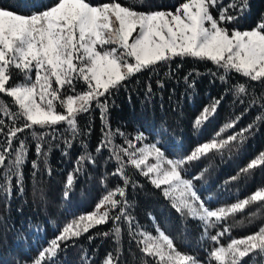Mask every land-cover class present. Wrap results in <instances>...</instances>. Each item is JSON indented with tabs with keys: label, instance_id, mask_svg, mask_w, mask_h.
Listing matches in <instances>:
<instances>
[{
	"label": "snow or ice",
	"instance_id": "obj_1",
	"mask_svg": "<svg viewBox=\"0 0 264 264\" xmlns=\"http://www.w3.org/2000/svg\"><path fill=\"white\" fill-rule=\"evenodd\" d=\"M138 2L143 7L144 0ZM34 7L37 10L31 14L0 7V99L6 96L11 101L0 103V199L10 203L14 188L17 194L24 193L29 136L35 145L36 158L31 161L34 194L41 167L51 176L50 154L54 147L61 149L62 156H70L71 148L79 141L81 152L71 161L73 167L62 188L61 200L67 204L65 211L71 219L66 217L62 227L57 224V234L47 247L38 250L30 264H62V251L76 247L84 234L109 222L112 226L107 231L88 236L89 243L97 236L112 238L115 247L105 254L101 264H121L125 229L140 253L134 256L133 264H262L264 220L251 234L230 238L226 244L222 238L231 236L235 224L245 222L235 220L238 213L250 205H264V186L244 199L213 208V197H202L197 188L196 181L203 178V171L186 176L191 162L242 145L245 133L264 122V91H250L249 84L264 85V16L250 30L241 31L229 25L250 9L249 0H182L167 10H137L118 0L95 6L89 0H56L42 10ZM176 58L211 62L215 71L209 74L224 87L222 95L202 110L194 128L199 129L214 116L228 95L233 97V109L237 102L246 105L209 141L183 156L167 154L166 145L171 139L165 124H153L149 135L155 142H147L144 131L132 134L113 129L109 120V97L126 87L136 74L154 71ZM233 74L242 80L233 83ZM14 76L20 77L15 83ZM191 76L189 72L183 77L188 88L194 87V81L189 83ZM165 77L171 78V71ZM157 87L162 89L163 81L158 79ZM151 95L149 82L145 96ZM253 108H258L253 123L239 132L222 135L234 129ZM94 109L99 112L101 136L93 150L86 139L91 135V124L82 129L78 118L91 115ZM26 132L29 135L21 138ZM89 166L102 168L99 183L103 192L92 211L76 216L70 212L71 194L77 178ZM260 166H264V152L232 179ZM136 175L159 189L171 201V207L186 218L185 224L187 220L198 221L202 241L210 245L205 260L182 253L176 237L166 233L155 217H150L151 232L139 223L127 197L129 187H141ZM110 180L119 182L110 186ZM230 217L234 224H226ZM257 218L258 211L253 212L247 223L251 225ZM35 227L40 229L39 225ZM79 247L81 264H92L88 250Z\"/></svg>",
	"mask_w": 264,
	"mask_h": 264
},
{
	"label": "trees",
	"instance_id": "obj_2",
	"mask_svg": "<svg viewBox=\"0 0 264 264\" xmlns=\"http://www.w3.org/2000/svg\"><path fill=\"white\" fill-rule=\"evenodd\" d=\"M56 0H0V7L11 9L20 14H31L37 10L34 6H51ZM94 6L110 2V0H89ZM121 4L134 6L137 10H167L182 0H144L141 7L138 0H118ZM228 3V0H225ZM250 9L234 24L229 27H236L239 30H250L256 26L261 17L264 16V0H249ZM174 10V9H173ZM177 65H182L177 68ZM171 71L172 77L166 78L165 73ZM215 71L211 62H198L190 58L181 60L176 58L169 64H160L154 71H143L136 74L126 87H122L118 92L108 98L109 120L113 129L120 128L125 132L135 134L144 131L147 142H155L149 131L153 124L167 126L168 155L183 156L190 153L198 144L209 141L215 133L230 119L240 115L246 105L238 102L235 109L232 107V95L225 97L217 112L199 129L194 128V122L201 115L202 110L211 104L213 99L219 98L224 92V87L219 80L213 79L209 74ZM192 72L189 83L194 81V87L188 88L183 77ZM233 83L242 80L238 74H233ZM19 76H14L15 83ZM163 81L164 87H157V80ZM151 83L153 95L145 96V89ZM250 91L255 90L257 94L264 91V85L260 82H249ZM8 101L6 96L0 99V103ZM258 108L251 109L236 124L234 129L222 135L226 137L233 132H239L250 123H253ZM81 128L91 124V135L86 137L90 147L94 150L101 136V121L98 110H93L91 115L84 114L79 118ZM29 135L27 132L22 134ZM246 140L242 145L233 147L231 151L225 150L223 153H210L198 161L191 162L187 166L188 174L199 175L203 171V178L196 181L198 191L202 197H213V208L226 206L236 202V199H244L258 188L264 186V166H260L247 175H241L233 180L240 170L255 158L259 153L264 152V122L254 126L245 133ZM159 139V137H157ZM167 139V137H166ZM30 150L28 162L23 168L25 177V189L23 195H19L14 188L10 203L0 199V264H25L38 255V250L47 247L48 242L57 234V224L61 227L67 217L71 216L65 211L67 204L62 202V188L67 173L71 171L74 160L81 152L79 141L70 150V156H62L61 149L53 148L50 154L51 176L41 167L40 173L36 177L35 194L33 193L31 161L35 157V145L29 136ZM119 142V141H118ZM58 143V141H57ZM47 150V146H45ZM106 155V153H105ZM103 160L101 157L97 164ZM111 168V166H109ZM207 169L206 171H204ZM101 167L92 168L89 166L84 175L77 178L74 191L71 194L70 212L76 216L87 214L94 209L95 203L100 198L103 189L99 183ZM133 171L129 169V172ZM135 179L141 187L127 190V197L132 202L131 213L136 217L141 225L147 226L148 231H153L152 220L155 217L166 233L176 237L178 249L182 253H190L200 260H205L207 250L210 245L202 241L201 228L198 221L187 220L178 214L171 207V201L166 199L159 189H156L142 176L136 175ZM118 180H110L109 185H115ZM13 184L15 182L13 181ZM258 211V218L249 225L247 217L249 214ZM235 220H244L243 224H235L231 236L222 238V243H228L230 238H239L251 234L257 230L262 220H264V205L254 204L248 206L243 212L238 213ZM233 218H229L226 224H234ZM32 224L33 227H29ZM35 225H39L38 230ZM111 222L97 226L84 234L76 241V247H69L66 252L60 253L62 264H81V249H87L92 258V264H101L105 254L113 249L112 238L97 236L91 243L88 241L89 235L96 232H105L111 228ZM131 247L132 253H129ZM123 257L127 264H133L134 256L140 253L136 249L134 242H130L125 229L123 235ZM247 264V262H246ZM264 264V262H262Z\"/></svg>",
	"mask_w": 264,
	"mask_h": 264
}]
</instances>
